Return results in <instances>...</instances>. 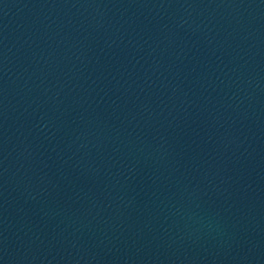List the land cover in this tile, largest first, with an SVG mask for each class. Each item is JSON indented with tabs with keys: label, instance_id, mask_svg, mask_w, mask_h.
Masks as SVG:
<instances>
[{
	"label": "water",
	"instance_id": "obj_1",
	"mask_svg": "<svg viewBox=\"0 0 264 264\" xmlns=\"http://www.w3.org/2000/svg\"><path fill=\"white\" fill-rule=\"evenodd\" d=\"M0 264H264V0H0Z\"/></svg>",
	"mask_w": 264,
	"mask_h": 264
}]
</instances>
